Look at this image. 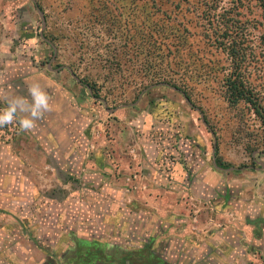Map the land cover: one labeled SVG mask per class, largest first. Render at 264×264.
Here are the masks:
<instances>
[{
  "label": "rangeland",
  "instance_id": "1",
  "mask_svg": "<svg viewBox=\"0 0 264 264\" xmlns=\"http://www.w3.org/2000/svg\"><path fill=\"white\" fill-rule=\"evenodd\" d=\"M170 1L159 11L172 13L171 23L142 15L147 23H116L115 15L132 16L111 2L0 0V68L33 70L29 84L56 81L80 105L48 92L44 133L67 153L34 142L18 157L16 180L6 176L8 156L0 160V264H126L115 259L144 241L159 264H264V122L248 103L228 101L225 80L241 75L264 95V8ZM164 25L172 37L193 33L198 68L186 48L170 59L156 43L149 55L141 29ZM148 114L165 122L151 133L163 155L149 163L138 125ZM16 130L0 127V136L11 140ZM217 158L231 166L219 169ZM178 163L182 189L171 181ZM208 168L223 182L201 189L196 179Z\"/></svg>",
  "mask_w": 264,
  "mask_h": 264
},
{
  "label": "crops",
  "instance_id": "2",
  "mask_svg": "<svg viewBox=\"0 0 264 264\" xmlns=\"http://www.w3.org/2000/svg\"><path fill=\"white\" fill-rule=\"evenodd\" d=\"M33 70H31L30 72H32ZM29 71L23 70V69H6L4 71V69L0 68V109H3L5 106H7L6 104V100L7 99H11L15 96H24V97H28V88L31 84H29L28 82V78H32L34 75L31 74ZM16 78V79H15ZM18 79V80H17ZM14 80H17L16 83H14ZM48 81H44L45 83H41V87L49 92V94L51 95L52 93H55L54 95L57 96L59 95L60 98H66L67 102H69V104L72 107H75L77 109H80V105H73L72 101L69 97V90L67 88V86H63L62 84H59L58 82H54V81H50L49 79H46ZM49 82V83H47ZM30 99V97H28ZM51 101V100H50ZM51 106L53 107V104H51ZM149 114L148 115H142L140 120H139V130H140V142L144 144L145 147H147L146 149V153H143V159L145 160V162L149 163V158L153 157V158H157L160 157V155H163V149L159 146L158 144L153 142V138L151 133L153 134H157V132L160 131H164V121H159L158 119H151V121L149 120ZM48 119H46V114H44V117L39 120L37 122V127L32 130V131H21L18 124H16L17 126V130L15 135L11 138V140L8 138H4V136H0V160L2 158H5L6 156H8L7 158L10 159V168L7 170L9 175H6L8 180L11 179H15L16 180V176H20L18 175L20 172L23 171V169L18 168V166L16 165V162L18 160V157L20 154L26 152L28 149H30V147L32 146V144L38 140H40L41 145V149L46 151V154H51L54 156H60L61 154H63L62 152L65 151V149H60L58 147V145L55 142V139L53 137V135H47L45 132V127L48 124ZM168 124H171L170 122H168ZM172 125H169V128ZM153 130V131H152ZM157 131V132H156ZM165 134L168 132H164ZM167 136L165 135V138ZM156 139V138H154ZM168 141V140H166ZM67 151H65V153H67ZM0 165H2L0 163ZM17 166V167H16ZM149 168V167H148ZM219 169L221 170H227V169H223L221 167L218 166ZM219 169L215 168V169H204L201 172V175L199 174V177L196 179V181L198 182V187H200L201 189H205L210 187L211 185H213L214 183H217L219 181L222 180L223 182V177H221V175L218 172H222ZM0 170H3V168H0ZM17 171V175H15ZM194 171H198V169H194ZM195 172V173H196ZM182 171L180 169V164H176L172 171L170 172L171 174V181L174 183V185L176 186L177 189H182L183 187V179H182V175H181ZM194 173V174H195ZM5 176H3L4 178ZM2 177L0 178V184L2 185V182H6L5 179H3ZM30 181V179H29ZM31 182V181H30ZM169 183V182H168ZM167 182H165L164 180H161L158 184L159 185H163L164 189L162 190L163 192L167 191L170 183L168 184ZM200 184V185H199ZM2 188V187H0ZM160 201L162 203H164L165 201V195L160 197ZM132 213V212H131ZM162 218H167L165 216H162ZM248 224L250 225H254L255 221L251 220V219H247ZM153 239L155 240L156 238L153 237ZM147 242V240H146ZM151 246L150 243H145V241L142 243V249H145V247ZM117 247V246H115ZM113 250H117V248L113 249ZM133 251V250H132ZM113 262V261H112ZM115 262V261H114ZM127 264V261H126Z\"/></svg>",
  "mask_w": 264,
  "mask_h": 264
},
{
  "label": "trees",
  "instance_id": "3",
  "mask_svg": "<svg viewBox=\"0 0 264 264\" xmlns=\"http://www.w3.org/2000/svg\"><path fill=\"white\" fill-rule=\"evenodd\" d=\"M89 2H92V6L94 5H102L105 4V8L111 9L112 6L109 5L111 2L112 4H115L114 8L120 7L124 12L129 13L130 21L128 19H125V16L122 15H115L113 20H116V23H147L144 22L143 18L151 17V18H162V22L164 23H171V19L173 17V14L170 13L168 15H165L161 13L159 10L162 8H167L166 4L168 2H171L170 0H99L96 2V0H88ZM176 2V5H178L179 0H174ZM260 5L264 8V0H257ZM136 2L141 3L140 7L136 4ZM175 4V3H174ZM204 5H207L204 3ZM174 6V7H175ZM171 11V10H170ZM173 12V11H172ZM127 17H129L127 14H125ZM140 15L143 16L142 21H138L140 18ZM137 16V17H136ZM112 19V18H111ZM151 23V22H148ZM164 28V30H163ZM166 25L162 26L160 30H155L153 28H150L149 31L145 32L144 29H141V35L143 37L144 41H147L149 45V55H154V51H156V43L163 46L164 48V55L163 57H169L171 59L170 52H173V57L177 59V55L183 51L185 48L188 49V52L191 55V59L193 60L190 65H193V69L198 68L196 66V61L201 58L200 53L202 49L196 50V56L198 55L197 59H194V51L192 52V43H191V36L192 32L187 30L178 31L173 37L168 34V31L166 30ZM129 30L127 28L124 29L123 34H126V36H129ZM206 35H210L209 33H205ZM245 35V33H244ZM171 38V40H170ZM172 40H174L176 43H172ZM216 42V43H215ZM214 43L218 46V48L222 47L224 50H227V43L226 41L222 43L217 44V39H214ZM140 47H142V44H139ZM158 47V46H157ZM231 48V47H229ZM154 51H153V50ZM236 51L233 49H230V54L235 55ZM155 56V55H154ZM150 56V65L151 66H157L156 58ZM158 57V56H157ZM181 62V61H180ZM178 65V63H176ZM226 87H227V99L228 101L235 105L238 104L241 101H244L250 105V107L254 110L256 115L259 119L264 122V95H262L261 91H258L255 89V87H252L251 84H249L245 79L242 78L241 75H234L233 72L226 75ZM88 84L90 83L91 87L95 89V86L92 82L87 81ZM216 163L219 167L223 169L229 168L231 165L224 162L221 158H217ZM150 246L145 247L143 250L138 251H123L122 254H119L117 256L116 261H123L127 264H159V257L155 255L154 253H150L148 255ZM112 252H116V250H110ZM144 252V253H143ZM122 262V263H123Z\"/></svg>",
  "mask_w": 264,
  "mask_h": 264
},
{
  "label": "clouds",
  "instance_id": "4",
  "mask_svg": "<svg viewBox=\"0 0 264 264\" xmlns=\"http://www.w3.org/2000/svg\"><path fill=\"white\" fill-rule=\"evenodd\" d=\"M28 97L15 96L6 100L7 106L0 109V127L15 123L21 131H32L44 114L52 110L51 96L39 83L29 86Z\"/></svg>",
  "mask_w": 264,
  "mask_h": 264
}]
</instances>
